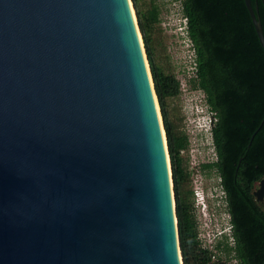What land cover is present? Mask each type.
Returning <instances> with one entry per match:
<instances>
[{
	"label": "water",
	"instance_id": "water-1",
	"mask_svg": "<svg viewBox=\"0 0 264 264\" xmlns=\"http://www.w3.org/2000/svg\"><path fill=\"white\" fill-rule=\"evenodd\" d=\"M135 16L131 0H0V264H184Z\"/></svg>",
	"mask_w": 264,
	"mask_h": 264
},
{
	"label": "trees",
	"instance_id": "trees-1",
	"mask_svg": "<svg viewBox=\"0 0 264 264\" xmlns=\"http://www.w3.org/2000/svg\"><path fill=\"white\" fill-rule=\"evenodd\" d=\"M143 34L156 93L162 108L172 165L180 246L184 264H210L184 188L179 151L184 138L173 135L164 105L178 93V82L156 65L147 27L158 21L156 6L143 16L132 0ZM195 57V82L207 93L215 113L212 135L219 172L231 214L232 245L238 264H264V204L254 190L264 179V48L245 0H181ZM264 31V4L252 0Z\"/></svg>",
	"mask_w": 264,
	"mask_h": 264
},
{
	"label": "rangeland",
	"instance_id": "rangeland-1",
	"mask_svg": "<svg viewBox=\"0 0 264 264\" xmlns=\"http://www.w3.org/2000/svg\"><path fill=\"white\" fill-rule=\"evenodd\" d=\"M137 3L144 21V15L156 6L158 21L147 27L154 60L157 66L178 82V93L166 96L164 105L173 135L182 137L185 141V146L179 151L184 174L188 176L183 186L190 190L188 200L201 247L208 250L210 264H238L233 252L225 247L226 244L231 246L233 242L229 226L230 215L221 198L224 194L221 178L216 168L205 166L217 160L211 132L212 121L214 123L215 120L207 112L204 91L195 82V57L192 54V42L185 29L182 1L137 0ZM132 6L139 25L133 1ZM139 30L146 51L140 25ZM158 103L162 114L159 98ZM165 139L168 142L167 136ZM169 163L171 172V159ZM172 184L174 185L173 178ZM209 194H213V197L210 198ZM174 200L176 202L175 192Z\"/></svg>",
	"mask_w": 264,
	"mask_h": 264
},
{
	"label": "clouds",
	"instance_id": "clouds-1",
	"mask_svg": "<svg viewBox=\"0 0 264 264\" xmlns=\"http://www.w3.org/2000/svg\"><path fill=\"white\" fill-rule=\"evenodd\" d=\"M184 21H185V29H186V32H187V21H186V18L184 17ZM193 56H194V51H193ZM193 61H194V69H195V65H196V63H195V59L193 58ZM205 101H206V105H207V108H208V111L207 112H209L208 114L209 115H212L213 116V119L215 120L214 121V123H213V121H212V128L214 127V124H215V122H216V117H215V113L211 110V108H210V106L208 105V103H207V100H206V97H205ZM212 128H211V132H212ZM221 183H222V180H221ZM222 190H223V197L221 196V198L225 201V203H226V206H228L227 205V200H226V194H225V191H224V189H223V187H222ZM209 197L210 198H212L213 197V194H209ZM228 210V209H227ZM229 226H231V218H230V224H229Z\"/></svg>",
	"mask_w": 264,
	"mask_h": 264
},
{
	"label": "flooded vegetation",
	"instance_id": "flooded-vegetation-1",
	"mask_svg": "<svg viewBox=\"0 0 264 264\" xmlns=\"http://www.w3.org/2000/svg\"><path fill=\"white\" fill-rule=\"evenodd\" d=\"M202 90L204 91V93H205V96H207V93H206V91H205L203 88H202ZM216 119H217V118H216ZM217 172H218V171H217ZM218 174H219V172H218ZM219 176H220V174H219ZM220 178H221V176H220ZM258 186H259V185H258ZM257 188H258V187H257ZM257 188H256V189H257ZM256 189H255V190H256ZM255 190H254V191H255ZM263 203H264V202H263ZM227 209H228V206H227ZM228 212H229V215H230V218H231L230 211L228 210Z\"/></svg>",
	"mask_w": 264,
	"mask_h": 264
},
{
	"label": "bare ground",
	"instance_id": "bare-ground-1",
	"mask_svg": "<svg viewBox=\"0 0 264 264\" xmlns=\"http://www.w3.org/2000/svg\"><path fill=\"white\" fill-rule=\"evenodd\" d=\"M159 108H160V106H159V103H158V110H159V113H160V109ZM160 116H161V114H160Z\"/></svg>",
	"mask_w": 264,
	"mask_h": 264
}]
</instances>
